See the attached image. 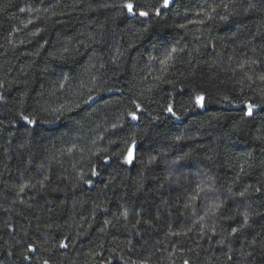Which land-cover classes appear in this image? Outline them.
<instances>
[{
	"label": "trees",
	"instance_id": "1",
	"mask_svg": "<svg viewBox=\"0 0 264 264\" xmlns=\"http://www.w3.org/2000/svg\"><path fill=\"white\" fill-rule=\"evenodd\" d=\"M123 2L0 0V264H264V0Z\"/></svg>",
	"mask_w": 264,
	"mask_h": 264
},
{
	"label": "snow or ice",
	"instance_id": "2",
	"mask_svg": "<svg viewBox=\"0 0 264 264\" xmlns=\"http://www.w3.org/2000/svg\"><path fill=\"white\" fill-rule=\"evenodd\" d=\"M174 0H159L158 3L156 4H147V3H141V0H124L123 4L121 5L122 9L125 11L126 15L129 17H134V18H143L145 20H149L153 16L155 17H161L164 14V10L170 9L173 5ZM183 27V25L181 26ZM205 95L203 93L196 94L194 96V99L192 103L200 108L205 107ZM259 105H255L252 103L246 104V112L244 115L251 117L254 114V109L258 108ZM137 108H139V105H137ZM167 111L171 113L173 116H175V112L173 110L172 105H169L167 107ZM131 118L132 121H137L140 119V117L137 115L135 111L130 112L128 114ZM20 119L24 121L27 125H36L38 123L37 120L31 118L27 114H19ZM179 119V117H177ZM137 140L135 138H132L126 145V147L123 150L122 156L123 159L120 161L123 164L126 165H133L134 162L136 161V152H137ZM112 160L111 156L105 157L104 158V163L107 164ZM98 173L94 169L92 172V175H97ZM89 185L92 184V181L89 180L87 181ZM23 191V189H21ZM248 220L247 217L244 219V226H247ZM67 245L61 244V247H66ZM28 250L30 252L35 251V248L32 246H29ZM25 259H29V257L25 256ZM44 264H48L47 261L44 262ZM185 264H188L186 261Z\"/></svg>",
	"mask_w": 264,
	"mask_h": 264
}]
</instances>
